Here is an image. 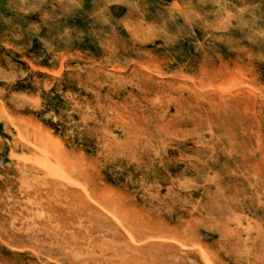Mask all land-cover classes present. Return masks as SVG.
Returning <instances> with one entry per match:
<instances>
[{
    "label": "rangeland",
    "instance_id": "1",
    "mask_svg": "<svg viewBox=\"0 0 264 264\" xmlns=\"http://www.w3.org/2000/svg\"><path fill=\"white\" fill-rule=\"evenodd\" d=\"M212 263L264 264V0H0V264Z\"/></svg>",
    "mask_w": 264,
    "mask_h": 264
},
{
    "label": "bare ground",
    "instance_id": "2",
    "mask_svg": "<svg viewBox=\"0 0 264 264\" xmlns=\"http://www.w3.org/2000/svg\"><path fill=\"white\" fill-rule=\"evenodd\" d=\"M49 162H50V161H49ZM148 239H149V238H148ZM174 240H175V239H174ZM207 260H208V259H207ZM207 260H206V261H207ZM209 263H210V261H209ZM212 264H213V263H212Z\"/></svg>",
    "mask_w": 264,
    "mask_h": 264
}]
</instances>
